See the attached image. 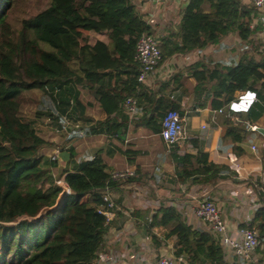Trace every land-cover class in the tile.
Listing matches in <instances>:
<instances>
[{"label": "trees", "instance_id": "1", "mask_svg": "<svg viewBox=\"0 0 264 264\" xmlns=\"http://www.w3.org/2000/svg\"><path fill=\"white\" fill-rule=\"evenodd\" d=\"M256 15L241 0H188L173 29H165L157 39L159 65L173 54L218 45L232 33L249 44L235 65L215 64L208 69L196 62L186 69L197 87L210 84L213 111L231 103L229 109L235 114L246 112L249 124L264 112L260 106L264 103V50L251 49V38L258 31L253 25ZM83 32L102 35L106 43L90 45ZM142 34L154 35V29L131 0H48L39 10L30 0H0V264L98 263L104 237L118 217L113 210V218L106 221L100 213L102 198L136 183V172L132 178L113 181L99 152L89 161L77 162L70 142L79 131L83 136L116 137L123 142L127 122H117L114 114L127 98L137 109L130 122L149 134L159 133L166 111L180 116L177 105L162 95V87L155 91L136 82L138 65L133 54ZM84 91L97 104L103 120L86 116L80 95ZM31 92L40 93L44 110L34 113L35 118L40 116L50 125L44 128L55 141L45 140L34 118L22 121L23 104ZM236 92L244 93L240 100L234 99ZM249 94L256 102L246 100ZM67 97H72L70 104ZM246 135L241 126L227 129L224 139L235 156L242 155L239 144ZM189 142L194 154L177 155L173 147L168 155L177 166L174 175L180 180L175 185L188 183V187L207 190L231 175L227 167L210 163L195 140ZM46 149L66 151L69 161L62 165L50 160ZM259 152L264 169V147ZM120 153L129 163L137 154L129 149ZM60 180L69 194L56 210L35 222L17 221L51 207ZM250 183L260 206L249 225L240 228L254 230L258 240V256L247 264H262L264 174ZM203 191L191 195L200 199ZM144 229L152 247L158 248L161 239L171 247L172 256H183L186 264H239L226 260L214 237L188 225L172 205L160 204Z\"/></svg>", "mask_w": 264, "mask_h": 264}, {"label": "crops", "instance_id": "2", "mask_svg": "<svg viewBox=\"0 0 264 264\" xmlns=\"http://www.w3.org/2000/svg\"><path fill=\"white\" fill-rule=\"evenodd\" d=\"M187 1L131 0V3L136 10L147 16L148 24L153 27V36L157 40L163 35L165 29H173L178 20L177 14L184 8ZM241 1L247 4L246 0ZM253 25L258 28V31L251 38L254 42L251 49L263 51L264 16L257 13ZM82 34L87 36V43L90 45L95 41L106 43L102 35L87 32ZM245 47L248 50L249 44L239 40L235 33L229 34L218 45H209L202 50L183 55H171L142 83L148 89L155 91L162 87L164 98L177 105L182 125V138L173 146L177 155L194 154L189 141L195 140L198 150L207 155L210 163L223 165L230 170V176L211 188L205 190L206 188L199 189L197 186L188 187V183L175 185V182L180 180L174 175L177 166L168 157L169 153L164 154V145L158 134H149L142 126L132 124L121 106L122 103L114 115L117 122H127L123 142H118L116 137L105 139L102 135L83 136V134L81 137L77 134L78 138L70 142L73 144L77 162L89 161L99 152L109 174L125 169H133L136 172V183L120 188L119 192L110 193L115 205L114 211L118 213V217L104 237V248L101 253L104 259L99 260L97 264H136L142 257L152 260L154 254L173 257L171 247L161 239H159L158 248L152 247L144 229L147 219L160 204L174 205L188 225L209 232L207 227L194 221L190 213V208L194 204L192 200L196 199L191 194L203 189L207 193L205 198L211 201L219 211L227 231L231 233L234 227L249 225L260 205L255 196L247 194L246 187H251L249 183L256 178L261 179L264 174L259 152L264 139L257 132L246 131L247 135L239 144L243 153L235 156L231 152V143L224 139V136L228 128L233 125L240 126L238 120L249 124L245 118L246 112L243 110L235 114L229 109L231 105L229 103L223 108V114H216L210 107L213 98L207 90L210 84L206 83L205 86L197 87V83L186 70L196 62H202L208 69L215 64L223 67L235 65L240 52ZM68 88H71L72 92L75 91L72 86ZM80 95L81 102L85 105L86 116L96 121L103 120V114L91 97L85 91ZM243 95V92H236L234 99L240 100ZM67 99L70 104L72 97ZM250 101L256 102L253 98ZM86 103H90V106H86ZM260 106L264 109L263 102H260ZM249 125L264 131V112ZM69 126L74 128L75 125ZM249 145L255 146V152L249 151ZM126 149L137 153L131 163L127 162L120 153ZM49 151V157L56 152ZM231 164L237 166L238 170H233ZM147 187L155 198L142 203L143 200L139 197L141 193H147ZM159 194L165 199L159 198ZM225 259L233 258L225 257Z\"/></svg>", "mask_w": 264, "mask_h": 264}, {"label": "built area", "instance_id": "3", "mask_svg": "<svg viewBox=\"0 0 264 264\" xmlns=\"http://www.w3.org/2000/svg\"><path fill=\"white\" fill-rule=\"evenodd\" d=\"M247 4L264 16V0H246ZM133 60L138 65V74L136 76L137 83H143L148 76L154 73L159 65L160 53L158 49V42L153 35L142 34L135 42ZM124 111L127 113L129 119H135L137 116V109L135 102L127 98L121 104ZM223 109L215 111L216 114H223ZM241 128L244 131L256 133L257 127L249 125L246 122L238 120ZM74 128H77L75 125ZM78 137L82 136L79 131ZM160 140L164 145V154H168L173 146L182 138L181 118L177 112L168 110L163 115L160 121V130L158 133ZM56 151V150H55ZM249 151L255 152V146L249 145ZM51 156V160L56 159L55 155ZM233 170H238V167L231 164ZM133 169H125L122 171L113 172L110 178L113 181L121 179H128L134 177ZM246 192L250 196H254L251 187H246ZM146 193V192H145ZM144 193V194H145ZM206 192L203 191L200 199H193V206L190 208V213L194 221L203 223L210 235L214 237L221 249L223 255L227 258H233L239 264H247L253 262L257 257L256 247L258 246L257 236L254 230L234 227L232 232L227 231L225 224L220 216L219 211L214 204L205 198ZM104 207L100 209V213L105 217L106 221L113 218L112 211L115 210L114 202L110 194L107 192L102 198ZM168 205L165 206H170ZM174 206V205H172ZM175 207V206H174ZM176 208V207H175ZM148 220V219H147ZM104 257L100 254L99 260L102 261ZM136 264H186L183 256L171 257L153 255L152 260L142 257Z\"/></svg>", "mask_w": 264, "mask_h": 264}, {"label": "rangeland", "instance_id": "4", "mask_svg": "<svg viewBox=\"0 0 264 264\" xmlns=\"http://www.w3.org/2000/svg\"><path fill=\"white\" fill-rule=\"evenodd\" d=\"M30 2L35 4V9L36 10H39V9H42V8H44L46 6V4L48 3V0H30ZM45 49H47V48L45 47ZM25 99L26 100H25V102L23 104V109H22V113H23V120L22 121L24 123H26L27 121H30V120H32L34 118L35 126H37V129L42 132L41 134L45 138V140L55 141L56 137H54L48 131V129L46 130L47 127L50 128V125H48L47 122H45L42 117L37 116L35 118V115H34V113H41V114L43 113L42 112L43 109H42V107H41V105L39 103V101H40V93L39 92H31V93H29L26 96ZM44 126L46 128H44ZM79 135H81V134H78V136ZM49 152H50L49 149H46V153H49ZM49 158L51 160V157H49ZM162 176H163V174H162ZM140 196L141 197H139V199L143 200L142 203L145 202L146 200H153L155 198V195L153 194V196H152V194L151 193L149 194L148 191L145 194L141 193ZM159 198L165 199L160 194H159ZM200 224L203 225L204 227H206L203 223H200Z\"/></svg>", "mask_w": 264, "mask_h": 264}, {"label": "water", "instance_id": "5", "mask_svg": "<svg viewBox=\"0 0 264 264\" xmlns=\"http://www.w3.org/2000/svg\"><path fill=\"white\" fill-rule=\"evenodd\" d=\"M256 132L261 135V137L264 139V131L260 128H257ZM262 147H264V142L262 144ZM56 160L62 164L65 165L69 161V153L66 151H58L55 155ZM59 193L57 195V198L55 199L54 204L51 207L48 208H42L34 217L28 218L26 216H22L17 219V221H28V222H35L39 220L41 217H43L45 214L49 212H53L56 210V208L59 206V204L62 202V199L69 194L68 188L61 182L58 181L56 183Z\"/></svg>", "mask_w": 264, "mask_h": 264}, {"label": "clouds", "instance_id": "6", "mask_svg": "<svg viewBox=\"0 0 264 264\" xmlns=\"http://www.w3.org/2000/svg\"><path fill=\"white\" fill-rule=\"evenodd\" d=\"M253 98V94H249V96L247 97V99L250 101Z\"/></svg>", "mask_w": 264, "mask_h": 264}]
</instances>
